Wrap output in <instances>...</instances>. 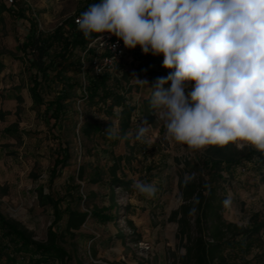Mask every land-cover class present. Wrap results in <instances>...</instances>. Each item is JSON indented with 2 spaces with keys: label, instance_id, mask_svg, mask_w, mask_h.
I'll return each instance as SVG.
<instances>
[{
  "label": "rangeland",
  "instance_id": "1",
  "mask_svg": "<svg viewBox=\"0 0 264 264\" xmlns=\"http://www.w3.org/2000/svg\"><path fill=\"white\" fill-rule=\"evenodd\" d=\"M14 1L13 9L36 20L41 31L49 34L77 15L89 0ZM27 25L26 19L0 12V63L4 65L0 74V212L26 227L37 241H45L50 227L58 233L64 230L67 215L59 223L55 220L53 207L39 199V192L44 190L55 200H63L64 207L69 204L73 210L88 214L75 238L63 233V245L74 263L78 259L86 264H184L187 244L179 214L185 202L184 185L201 176L209 180L201 164L211 146L192 150L165 138L156 113L144 109L151 96L150 80L137 76L134 49H127L122 60L129 65L135 85L128 98L137 108L127 138L110 140L105 134L83 141L75 122L81 125L89 119L102 124L106 132L112 125L121 130L120 119L87 108L76 99L75 110L62 131L72 145L73 157L53 184L57 144L31 98L25 64L9 56L23 40ZM136 78L147 81V85L141 86ZM145 122L151 127L143 141H137L134 134ZM16 123L18 134L6 135L4 130ZM81 166L83 176L79 175ZM222 174L228 180L224 185L226 221L248 227L254 214L264 217V164L256 160ZM115 178L128 183L127 187L114 185ZM137 181L154 184L155 195L149 198L140 194L133 187ZM94 209L112 216V220L93 216Z\"/></svg>",
  "mask_w": 264,
  "mask_h": 264
},
{
  "label": "trees",
  "instance_id": "2",
  "mask_svg": "<svg viewBox=\"0 0 264 264\" xmlns=\"http://www.w3.org/2000/svg\"><path fill=\"white\" fill-rule=\"evenodd\" d=\"M96 2L98 0H89L77 15ZM14 4L0 0V12L26 19L28 25L23 40L9 56L25 64L29 73V93L40 117L48 122L50 134L57 144L51 179L54 184L73 157L72 145L63 138L62 131L75 110V100H82L87 108H96L107 116H115L116 109H119L123 137L130 129L132 114L137 109L128 98L135 87L132 84L134 75L121 59L113 70H106L97 76L92 67L94 53L88 49L91 40H86L76 29L73 18L64 21L51 33L44 34L38 22L13 9ZM134 55L137 76H147L152 87L158 77L169 74L170 70L162 66V54L145 55L137 46ZM136 62L138 65H135ZM3 70L4 65L0 63V74ZM150 97L144 102L146 111H153ZM17 100L20 105L23 103L22 97H17ZM0 116H3L2 112ZM74 128L79 129L78 134L83 141L106 134L102 124L89 119L81 125L75 122ZM18 132V123L4 130L10 136ZM203 159L201 165L208 171L209 180L201 176L184 185L185 202L179 211L183 220L181 232L187 244L184 264H264V217L260 213L254 214L248 227L226 221L224 185L228 180L222 174L256 160L264 164V153L251 147L240 151L234 144H229L222 148L211 146ZM83 174L81 166L79 175ZM112 183L121 187L128 184L116 178ZM39 199L53 207L58 223L67 215L64 230L58 233L50 227L47 239L37 241L26 227L0 212V264H86L78 259L74 263L73 256L62 241L65 238L63 233L71 238L77 236L75 233L84 226L88 214L73 210L69 204L64 207L63 200H55L44 190L39 192ZM92 215L107 222L112 220V216L97 209Z\"/></svg>",
  "mask_w": 264,
  "mask_h": 264
},
{
  "label": "clouds",
  "instance_id": "3",
  "mask_svg": "<svg viewBox=\"0 0 264 264\" xmlns=\"http://www.w3.org/2000/svg\"><path fill=\"white\" fill-rule=\"evenodd\" d=\"M76 25L86 40L114 35L127 49L163 55L170 71L149 103L165 138L192 150L234 144L264 153V0H98ZM150 127L140 125L135 139ZM105 133L127 138L115 125ZM133 187L156 192L143 181Z\"/></svg>",
  "mask_w": 264,
  "mask_h": 264
},
{
  "label": "built area",
  "instance_id": "4",
  "mask_svg": "<svg viewBox=\"0 0 264 264\" xmlns=\"http://www.w3.org/2000/svg\"><path fill=\"white\" fill-rule=\"evenodd\" d=\"M8 2L10 5L14 4V0H8ZM79 16L80 15H74L72 17L77 30L76 20ZM103 42L104 43L92 39L88 44V49L92 50L94 53L92 67L97 76L104 73L106 70H113L115 65L123 59L127 53V48L124 47L123 41H118L114 35L109 36L108 34H104Z\"/></svg>",
  "mask_w": 264,
  "mask_h": 264
}]
</instances>
